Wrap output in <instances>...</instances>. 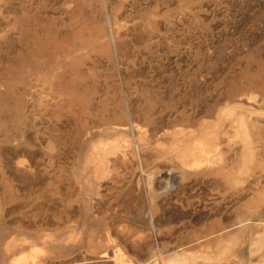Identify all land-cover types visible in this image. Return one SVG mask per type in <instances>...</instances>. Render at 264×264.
<instances>
[{
  "label": "rangeland",
  "instance_id": "rangeland-1",
  "mask_svg": "<svg viewBox=\"0 0 264 264\" xmlns=\"http://www.w3.org/2000/svg\"><path fill=\"white\" fill-rule=\"evenodd\" d=\"M0 264H264V0H0Z\"/></svg>",
  "mask_w": 264,
  "mask_h": 264
},
{
  "label": "crops",
  "instance_id": "crops-1",
  "mask_svg": "<svg viewBox=\"0 0 264 264\" xmlns=\"http://www.w3.org/2000/svg\"><path fill=\"white\" fill-rule=\"evenodd\" d=\"M61 206H62V204H61ZM55 220L64 221V212H63V210H61L59 213H57V215L55 216Z\"/></svg>",
  "mask_w": 264,
  "mask_h": 264
},
{
  "label": "water",
  "instance_id": "water-1",
  "mask_svg": "<svg viewBox=\"0 0 264 264\" xmlns=\"http://www.w3.org/2000/svg\"><path fill=\"white\" fill-rule=\"evenodd\" d=\"M171 172H163V173H159V175H161L164 179H167V180H169L170 179V177H171Z\"/></svg>",
  "mask_w": 264,
  "mask_h": 264
}]
</instances>
